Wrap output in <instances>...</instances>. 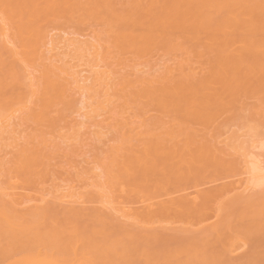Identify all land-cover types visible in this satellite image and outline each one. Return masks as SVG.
Listing matches in <instances>:
<instances>
[{"label": "bare ground", "instance_id": "bare-ground-1", "mask_svg": "<svg viewBox=\"0 0 264 264\" xmlns=\"http://www.w3.org/2000/svg\"><path fill=\"white\" fill-rule=\"evenodd\" d=\"M72 20L102 22L104 31L66 37L62 24ZM207 23L219 34L218 88L199 80L189 59L155 74L140 67L148 51H176ZM259 32L264 0H0V264H264V164L251 154L264 136L253 119L264 96L254 95L261 103L246 110L243 128L200 147L183 137L178 116L164 119L175 97L177 113L198 125L235 108L252 65L264 75ZM91 126L96 139L114 134L106 154L74 169L69 183L47 184L52 161L71 152L64 143H85ZM228 157L240 159L241 183L158 200L168 186L203 177L205 162ZM247 245L255 254L237 258Z\"/></svg>", "mask_w": 264, "mask_h": 264}, {"label": "rangeland", "instance_id": "rangeland-1", "mask_svg": "<svg viewBox=\"0 0 264 264\" xmlns=\"http://www.w3.org/2000/svg\"><path fill=\"white\" fill-rule=\"evenodd\" d=\"M121 1H123V0H121ZM218 17H219V12H216L214 15V18H218ZM100 23H102V22L94 21V22H91L88 24H82V22L79 20H72L68 23H63L62 26L65 28V30L64 31L60 30V32L62 33V35L64 32H66V34L64 33V36L66 35V37L71 36V37H78L81 39H88V38L90 39L94 33L98 32V30L101 29L104 31V25L100 24ZM213 23L216 24V22H213ZM208 28H213V27H210L209 23H207L204 27L200 28L199 30H196V31L195 30H189L188 34L191 36V39L189 40V39L183 38V39H179L178 41H176V45H178L180 48V49L178 48L176 51H171L170 53L165 52L163 50H159V49H155L152 52L148 51V53L145 55L146 59H144V61H145V62H143L144 65H141L140 67L141 68L144 67L143 69H145V72L150 71L153 74H155V73H159L163 69L165 63L166 64L172 63V60L174 58H177L179 60L189 59L190 62L193 63V65L197 68V74L196 75H197V77L200 78L199 80L204 79L205 82L209 86L212 85L213 87L218 88L219 85H218V83L215 82L216 71H217L216 61H217L218 53L216 52V47L212 42L215 39L219 38V34H218V32L214 33L211 31H207ZM93 31H94V33H93ZM54 32L60 33L58 30H56V31L54 30ZM54 32H52V33H54ZM253 37L258 39V41H256L255 43L264 44V33L263 32H259L256 34V36H253ZM252 66H254L251 69L252 73H253V77L251 78V82H250L251 87L249 88L248 94L244 95L241 99L239 97V94L242 91L238 90L237 91L238 95L236 98H239V101L236 103L237 106L235 108H233L232 110H230L229 112H226L222 115H217V117H216L217 119H216V121H214L213 124H211L209 126L207 124L198 125V123H197L198 121L196 122V120H194L191 116L180 115V113H177L178 111H183V109H184L183 106L180 105L182 102V98L180 99L179 97H175L176 104L173 105L174 113H169L168 117L167 118L164 117V119H168L169 116H172L174 114L176 116H178V119L180 122H182V125L185 128H188V130H186L185 132H183L181 134H183L184 138H186V135L192 136V138L195 139V145L197 147H200L201 145L208 143V141L212 140V138L215 135L218 136L220 134L219 131H223L225 128H227L229 126L235 128V129L243 128V125L247 122V118H248L247 114L250 113V111H246V110L248 108H249L248 110H250V108L253 106L252 103L253 104H259V102H257V101H260V103H261V100H259L258 98L255 99L254 95L257 94V95H263L264 96V83L260 82L261 78H264V75L262 74L263 65H260V63H255ZM123 71L129 72L130 70L128 69V70H123ZM194 79H196V78H194ZM229 91H230V89L228 90V93H229ZM76 97L80 99L79 94L76 95ZM80 106H81V103H80ZM167 107L172 108V103L167 104ZM222 110H224V108L221 106L220 111H222ZM253 111L256 114L254 116L255 118H253V119L257 120L256 117H258V119L260 118L261 121L263 122L262 124L264 125V105H260L258 108L253 109ZM74 115H75V113H74ZM79 115H80L79 113L78 114L76 113V115H75L76 119L74 118L75 122L76 121L82 122V121L86 120V118H85V120H82V119H84L83 118L84 116L80 115L81 116L80 117ZM149 115H151L152 119H155L153 117L158 116V111H155V110L151 111L149 113ZM160 116H161V114H160ZM94 128L96 129V127L91 126L90 129H87L88 130L87 131L88 133L86 132L87 133L86 134L87 140L85 139L86 140V141H84L85 143H83V141H82L84 146L82 145V143H80L81 141L78 142L77 144L74 143L75 146L72 148H71V146L74 144L69 145L70 144L69 143L68 145H66L64 143V146H68L67 151L68 152L71 151V152L69 153V155H67V156L65 155V157L63 154H61V156L57 157L58 159L56 158L54 161H52V164H53L52 168L53 169L50 172L51 180H49L47 182V184H49V183L51 184V182H53L52 179H56L55 180L56 182H59L61 184H65L67 180H69L70 178H72L74 176L76 168H80L77 170H81V168L83 170L85 169V171L89 170L93 166L96 165L99 157L106 154V151L109 150L108 148H110L112 145L111 138H113L114 134L109 131L107 133V135L103 136V138H104L103 140H101L99 138L96 139V136L94 135V130H93ZM253 134H256V132H253ZM83 137H85V135ZM247 139H248L247 141L249 143L248 147H250L252 145V142L256 138H255V136L253 137L251 135L250 137L248 136ZM255 142H256L258 147H256V146H255V148L253 147L254 149L253 150L251 149V154L253 156H256V157L258 156L259 158H261L263 160V164H264V136L257 138V140ZM77 145H79V146H77ZM253 145H255V144H253ZM251 148H252V146H251ZM0 154H1V152H0ZM2 154H3V152H2ZM98 155H99V157H97ZM9 157H10V155H9ZM228 159L230 161L223 162V163L205 162L203 164V166L200 168L201 174H204L203 177H199L198 179L189 180V181L183 183L181 186H177V185L168 186L165 192L162 191L159 193L161 196L158 198V200L159 199L166 200L169 197H179V196L185 195L187 193H192V192H194L193 190H195L196 185H199L198 189L203 190V192H205L206 190H210V189L213 190L214 188L216 189L217 187L222 186L226 183L227 184L229 183V185L235 184L234 181H236L237 179L238 180L236 183H241L239 181L242 177H244V175L241 176L243 168H242V164L240 163V159L230 158V157H228ZM69 163H71L72 165ZM73 165H75V166H73ZM98 170H100V169H98ZM209 180H215V181L209 182ZM231 182H233V183H231ZM75 183H77V181ZM21 186L24 187L23 185H21ZM40 186L41 185H39L38 187H33L32 189H29V190L31 193H34V192H36L37 189L38 190L40 189ZM242 187H243V185H242ZM184 188H186L185 191L182 190L181 192L179 191V192L174 193V191L176 189H184ZM254 191H255V189H254ZM256 191L259 192L258 188ZM257 192H255V193H257ZM165 193H168L171 196L165 195ZM159 194H157V195H159ZM247 194H252V192L251 193L247 192ZM126 200L133 201L132 202L133 207H138L142 204V203L137 202L138 197H132V198H128ZM233 210H235V208L231 209V211H233ZM214 219H216V218H214ZM173 222H174L173 219H170L167 222L169 224L170 228H171L170 224ZM177 224L178 223H176V225ZM249 235H252V233H249ZM254 254H255V251L253 250V248L251 246L247 245V246H244L241 249H239L238 252L235 254V256L238 258V257H244L246 255H254Z\"/></svg>", "mask_w": 264, "mask_h": 264}]
</instances>
